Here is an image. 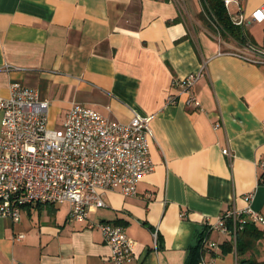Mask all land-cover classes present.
I'll list each match as a JSON object with an SVG mask.
<instances>
[{
	"label": "crops",
	"instance_id": "obj_1",
	"mask_svg": "<svg viewBox=\"0 0 264 264\" xmlns=\"http://www.w3.org/2000/svg\"><path fill=\"white\" fill-rule=\"evenodd\" d=\"M262 3L241 0L246 23ZM247 25L245 42L257 44ZM245 42L222 34L200 0H0V97L12 83L36 90L49 129L74 104L122 123L149 118L154 171L135 196L106 190L88 213L125 228L124 264H186L201 238L218 247H203L198 264H264V224L244 215L239 255H219L236 240L211 229L227 212L264 216V66L238 56ZM200 71L196 107L173 83ZM69 209L39 202L18 222L0 218V264H112L101 232L69 222Z\"/></svg>",
	"mask_w": 264,
	"mask_h": 264
},
{
	"label": "built area",
	"instance_id": "obj_2",
	"mask_svg": "<svg viewBox=\"0 0 264 264\" xmlns=\"http://www.w3.org/2000/svg\"><path fill=\"white\" fill-rule=\"evenodd\" d=\"M232 23L245 27L241 0H222ZM252 23L264 24V3L250 14ZM238 56L264 66V42L245 43ZM202 71L174 80L173 87L187 94L186 103L199 107L192 88ZM49 102L34 89L12 83L9 96L0 97V218L20 220L21 208L33 203L69 204V222L97 228L110 247L112 264L133 259V241L122 225L88 220L91 208H102V192L119 190L135 196L138 183L155 168L149 152V118L135 114L128 123L102 116L94 109L74 104L59 128L49 129ZM264 130V120L261 122ZM229 155L228 150L223 151ZM264 182V158L256 163ZM264 224V216L247 209L227 212L211 229L231 232L233 240L248 221ZM230 221V226L226 223ZM22 239L23 235H18ZM203 247L217 244L202 241ZM21 264V263H18Z\"/></svg>",
	"mask_w": 264,
	"mask_h": 264
},
{
	"label": "trees",
	"instance_id": "obj_3",
	"mask_svg": "<svg viewBox=\"0 0 264 264\" xmlns=\"http://www.w3.org/2000/svg\"><path fill=\"white\" fill-rule=\"evenodd\" d=\"M203 6V13L212 19L213 24L221 31L222 34H228L241 43L245 42V32L242 28L235 26L230 16L224 7L222 0H200ZM210 26V25H209ZM246 43V42H245ZM239 232L236 236L235 246L232 243H224L221 246V252L219 255H225L231 252L233 249L237 254H241L245 251L247 244L242 243V235ZM203 238L199 239L198 242L189 248V254L186 264H198L203 254ZM240 264H255L254 262L242 261Z\"/></svg>",
	"mask_w": 264,
	"mask_h": 264
},
{
	"label": "rangeland",
	"instance_id": "obj_4",
	"mask_svg": "<svg viewBox=\"0 0 264 264\" xmlns=\"http://www.w3.org/2000/svg\"><path fill=\"white\" fill-rule=\"evenodd\" d=\"M247 29L255 36L258 45L264 42V24L248 23Z\"/></svg>",
	"mask_w": 264,
	"mask_h": 264
}]
</instances>
